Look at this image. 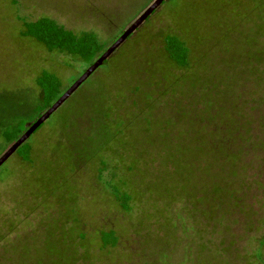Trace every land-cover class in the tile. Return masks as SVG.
Wrapping results in <instances>:
<instances>
[{
  "label": "rangeland",
  "instance_id": "obj_1",
  "mask_svg": "<svg viewBox=\"0 0 264 264\" xmlns=\"http://www.w3.org/2000/svg\"><path fill=\"white\" fill-rule=\"evenodd\" d=\"M152 1L0 0V150L4 146L2 128L20 117L33 116L40 94L36 78L42 70L55 72L65 87L80 76L78 69L65 66V57L48 52L26 35V22L51 17L67 29L94 31L101 41L108 42L118 38ZM170 1L166 0L141 29L154 34L170 30L175 28L173 17L187 24L189 13L195 14L191 7L196 2L185 6V1L177 5ZM208 11L204 8L198 17ZM255 23L251 18L238 23L229 40L232 48L193 44L191 69L178 73L180 85L169 91L167 102L156 103L157 120L170 121L165 124L169 133L162 136L157 122L137 119L133 132L141 141L132 137L120 143L125 149L146 148L139 159L145 160L132 172L127 166L120 169L119 177L129 180V211L120 207L104 183L112 173L105 171L104 181L99 178L101 154L108 156L110 164H120L119 156L101 149L106 140L101 117L90 106L65 116L52 115L30 137L39 148L33 174L32 166L24 165L15 154L0 167V264H45L50 223L58 230L63 228L57 233L75 228L88 235V257L87 246L73 236L76 264H264L257 254L261 250L264 257V60L257 64L249 58L246 52L250 46L243 41ZM188 37L194 41L193 36ZM259 39L263 48L264 38ZM101 75H108L103 67L90 78ZM81 96L74 95L70 107L80 105ZM194 114H200L199 122L216 116L210 125L197 127ZM145 130L153 134L151 147L143 143L149 137L138 133ZM222 144H229L239 155L237 163L229 162V169L235 166L237 172L230 177L222 174L235 189V197L212 209L201 199L206 189V156ZM68 148L72 154L69 160ZM160 148L179 153L176 160L188 163L187 182L171 176L175 169L164 164ZM137 150L134 156H140ZM121 153L129 164L131 159ZM144 162L148 166H141ZM220 163L223 165L222 159ZM110 229L120 237L119 244L103 249L96 238L100 230Z\"/></svg>",
  "mask_w": 264,
  "mask_h": 264
},
{
  "label": "trees",
  "instance_id": "obj_2",
  "mask_svg": "<svg viewBox=\"0 0 264 264\" xmlns=\"http://www.w3.org/2000/svg\"><path fill=\"white\" fill-rule=\"evenodd\" d=\"M180 1H185V6H191L196 2V4L191 7V10L194 11L195 14L192 15L189 13L187 24L180 23L173 17L171 20L172 24L175 23V28L171 27L170 30L160 31L156 34L149 32V30H142L141 27H139L136 32L129 36L111 57L97 69L99 70L102 67L106 69L108 74L106 77L107 79L103 78L102 75L95 79L89 77L90 79L88 78L81 85L82 87L80 86V88L56 111L62 116H65L67 113L80 112L90 106L92 110L101 117L100 119L104 126L103 131L106 138L101 149L102 151H111L115 157L119 156L118 158L121 165L118 163L116 165L110 164V162H108V156L104 157L101 154V158L98 160L100 162V166H98L99 178L100 180L103 179L105 171L112 173V178L110 180L102 181L109 187L112 197H114L115 201L125 211L131 209L130 201L132 200V195L128 191L129 180L123 179L124 177L122 178V176L119 177L120 169H124L122 166H127L125 169L132 172V170L139 166L138 162H143L145 160L139 159L144 155L143 153L145 152H143V150L146 148L143 145L139 151L137 150L139 149L138 146H136V148L132 147L125 149L123 148L125 144H121L128 142V140H132V137L137 141H141L133 132V130L136 131L135 122L137 119L143 118L148 121L149 124L151 122H157L162 131V136L163 134L169 133L167 132L168 127L165 124H169L170 121L168 122L165 118L157 120L156 113L160 114V112L155 111L157 107L156 103L167 102L169 91L174 90L180 85L181 77H179L178 73L191 69L193 65L194 48H196L193 44H196V46L197 44H202L204 46V43H207L208 48L213 45L225 48V50L229 49V47L232 48V42L229 40L232 38V35L237 32L236 26L240 21L251 18L252 22L256 21V23L254 25L255 28L251 31V35L248 34L243 38V41L247 42L250 46L246 54L249 58L254 59L257 64H261L259 62H263L262 59L264 60V47H261V40L259 39L260 37L264 38V0H171L170 2L176 4ZM206 7L209 13L198 17L199 13ZM151 16L144 23L149 21ZM198 19H204V21L198 23ZM258 19L260 20L259 22H257ZM176 27H178V29ZM25 34L33 37L36 41L45 46L48 52L57 53L58 56L65 57V66L75 71L78 69L80 75L92 65L117 38L116 37L113 41L103 42L94 31L84 30L74 32L60 25L51 17L46 16L26 22ZM188 36H193L194 41L190 40L192 37L189 38ZM108 76L112 77L111 80L108 79ZM78 77L79 76L72 79L70 85L65 87L63 80L55 72L50 70H42L40 72L36 78V85L40 90V94L38 103L33 108V116L30 118L20 117L2 128L1 139L4 142V146L0 150V156L26 131L30 123L32 124L36 121L44 111L50 108L60 98ZM88 82L92 83L88 84ZM108 83H112L111 86H107ZM86 84L89 86L86 87ZM74 95H82L84 99H82L81 96L82 103L72 108L70 104L75 100L71 99ZM164 97H166L165 100H163ZM86 100H88V104L84 102ZM65 104L67 106H65ZM60 109L63 110L59 111ZM199 115L200 114H194L192 117L196 118L195 122L197 127L200 125L204 127L210 125V121L216 116V114H214L213 116L207 117V120L205 119V121L199 122ZM192 118L189 120H192ZM189 120L188 122L190 123ZM72 122L75 121L73 120ZM64 123L66 124L68 121H64ZM42 126L43 124L38 129ZM182 129L184 128H180L179 130ZM144 132L146 133L138 131L142 137H149V139L143 143L149 144L150 147L153 146L154 140L150 139L153 134L151 135L149 130H145ZM224 140H226V138ZM58 142L54 144L53 147H55ZM108 142L110 145L107 144ZM53 147L52 150L54 149ZM38 149L35 142L31 141L29 138L15 153V156L17 158L19 157L20 160H18L24 165L29 164L32 166L33 170L30 172L32 174L39 160ZM67 150L69 154L66 155V158L69 160L72 154L69 148ZM120 150L131 159L129 164H126L123 154H120ZM136 150L140 153V156H134L133 153L136 152ZM161 150H163L162 160L164 164H169L175 169L171 176L176 175L179 181L183 179L187 182L190 176L188 175V173H190L188 163L176 160L179 153L173 155L172 152H167L166 149ZM206 157V189L205 194L201 193V199L205 198L204 204L208 202L212 208L215 205L218 206L216 203H223L225 201L230 202L235 197V194H233L235 189L230 186L227 179H222V177L223 175L230 177L237 172L234 168L235 166L229 169V162H233V164L235 162L237 163L239 155L231 150L229 144H222L221 146H214L213 150H209ZM112 159L113 156H111V160ZM220 159L223 160V165L220 163ZM143 165L146 167L148 163L144 162L141 166ZM184 165L185 167H183ZM227 165L228 167L226 170L225 167ZM194 166L196 165L194 164ZM111 168L112 171L110 170ZM185 181L184 183H186ZM190 186H192V184ZM193 188L197 191L194 186ZM41 195L42 194L35 196L40 197ZM46 200V197L43 196V202ZM43 204L44 203H42V205ZM69 217L70 216L67 218L68 220ZM48 226L45 239L47 246L44 258L45 264H76L78 260L76 256L78 250L75 244L76 239H73V236L79 237L82 241L81 244L85 247L87 246L86 256H89V238L87 234L79 233L75 228L67 233L65 232V234L57 233L59 230L62 232L63 228L59 227L60 229L58 230L57 225L52 223ZM96 239L99 242L97 244H99L101 248L107 249L109 247H116L119 244L120 237L114 229H110L100 230ZM261 246L264 247V241ZM257 254L258 258H264L263 251L259 250Z\"/></svg>",
  "mask_w": 264,
  "mask_h": 264
},
{
  "label": "water",
  "instance_id": "obj_3",
  "mask_svg": "<svg viewBox=\"0 0 264 264\" xmlns=\"http://www.w3.org/2000/svg\"><path fill=\"white\" fill-rule=\"evenodd\" d=\"M166 0H153L142 13L123 31V33L107 48V50L90 65L71 86L60 96V98L40 117L28 126L26 131L13 142L0 156V167L24 144L32 134L44 124L79 88L80 86L111 57V55L131 36L143 23L164 3Z\"/></svg>",
  "mask_w": 264,
  "mask_h": 264
}]
</instances>
